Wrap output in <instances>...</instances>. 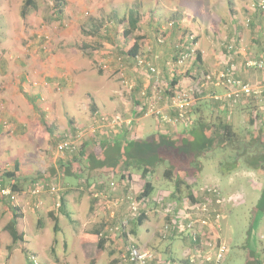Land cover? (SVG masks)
<instances>
[{
  "label": "rangeland",
  "instance_id": "1",
  "mask_svg": "<svg viewBox=\"0 0 264 264\" xmlns=\"http://www.w3.org/2000/svg\"><path fill=\"white\" fill-rule=\"evenodd\" d=\"M22 1L0 0V172H11L14 159H17L24 167L26 165V169H29V166L34 168L31 175L33 179L45 175L50 167L54 166L52 159L56 144L68 140L61 138L60 129L61 125H68V116L73 117L77 123L89 121L88 115L80 114L77 109V103L86 104L87 95L93 97L96 102L94 108L92 102L88 104L89 115L97 112L101 115H120L123 118H126V115L122 113L119 104L110 112L105 111L108 110V104L105 109L104 105L109 103L107 100L109 92H106V87H113L114 83L118 88L115 93L122 89L120 93L126 98L134 100L135 97H139L143 88L136 87L138 80L134 77L138 71L133 72V65L125 59L123 52L118 50L120 45L115 38L116 33H122L127 28L129 11L136 12L139 17L142 29L140 28V32L136 31L135 35L140 37L149 35L151 38L154 33L151 34L147 25H151L153 21L161 22L159 34L154 37L155 43L160 46L164 42L159 44L157 39L164 40V32L171 30L173 23L180 24V32L176 34L179 38L171 47L172 49L176 47L180 40L190 33L197 39V43L192 46L193 53L200 47L209 49L213 44L216 46L208 34L211 36L218 31L223 32L224 37L234 25L241 31L233 37L232 34L231 42L225 44L224 48L231 49L233 48L231 45L237 42L238 48L246 50L244 53H247V46L254 35L251 30L256 33L257 20L259 18L264 20L256 8V2L259 0H63L62 12L59 15L53 12L49 0H35L36 8L31 10L24 20L19 15ZM230 17L234 18L230 20ZM220 20L223 24H220ZM199 26L207 32L200 34ZM221 27L222 31L219 30ZM258 34L264 38V27L261 26ZM200 39H203L201 43ZM131 44V40L125 42V49L128 50ZM263 51L264 48L260 49V52ZM117 57L123 58L121 67L115 60ZM192 60L193 58L186 61L180 69L190 68L189 62ZM103 61L110 62L107 70L99 69V62ZM32 63L38 73L40 66H44V69L61 68L64 75L67 74L72 80L61 86L48 80L40 81V74L31 78L29 76L32 74L30 68ZM110 69H113L112 73ZM250 70L256 76L261 74L258 70ZM213 71L211 72L214 73ZM109 73L111 75H108ZM140 73V78L147 79V74ZM25 76L29 78L26 79ZM111 80L112 84L108 85ZM123 80L133 86L132 91H128L122 83ZM31 97H36V111L39 109L40 112L33 111L36 120L23 131L17 127L14 117L31 115L25 109L26 107L28 109ZM230 111V120L235 129L240 131L246 127L248 114L244 117L243 114L238 115L239 108L235 105L230 106ZM148 117L153 116L142 118L139 125L144 131L153 132V129H150L152 120ZM41 120L48 126L53 125L51 133L44 131ZM87 124L82 129L89 127L91 122ZM183 128L182 124L176 127L178 130ZM84 137L90 139L87 135ZM23 146L27 148L22 152L18 148ZM219 153L218 149L214 150L202 159L203 171L199 179L190 184L191 190L199 202L206 197L202 194L204 188L216 187L222 194L223 215L217 234L228 247L223 264H245L250 251L254 258L264 260V209L259 211L256 209L264 191V171L257 172L250 168L249 164L255 159L250 156L246 161L239 162L240 169L222 173L220 168L225 170L229 165L224 163L219 167L220 161L215 160ZM59 157L54 158V161H58ZM164 167L166 165L156 167L150 176L155 190L158 191L155 194L160 191L161 194H153L155 198H151V203L142 207L146 220L142 227L137 229V235H129L122 240L118 239L117 234L110 233V240L106 239L103 251L97 250L90 233L95 230L104 233L105 225L113 227L126 219L124 231L128 233L132 211L130 208L126 210L127 205L120 202L119 206L114 200L107 201L106 197H103L99 200L102 202L101 206L105 208L89 211L88 198L74 196L72 202L77 215L74 219L70 217V220L61 217L60 223L58 222L60 231L54 233L52 229L54 221L50 213L58 217L61 214L56 207L59 203L56 198L61 193V186L58 190L49 189L47 192L44 189L40 190L36 180H29L18 193L14 194V201L0 196V264H88L94 256L96 264H109L113 259L118 263L122 255L126 254L129 243L153 252L156 257L167 259L170 239L163 238V227L167 224V212L172 211L174 206L167 197L168 193H172L173 186L163 176ZM12 181L13 179L4 177L0 183L8 184ZM114 182L118 180L115 179ZM34 188L38 191L36 195L31 194ZM182 191L185 197L187 191L185 188H182ZM67 192L71 193L72 190ZM41 194L44 198H40V201L32 199ZM64 201L66 202L65 198ZM187 202L189 199L183 200L181 204ZM181 204L173 208V211L176 209L178 214H182ZM9 205L13 206L16 215L20 216L17 223L22 241L15 243L5 229V225L11 219ZM186 205L189 206L188 203ZM112 212L114 219L109 216ZM118 215L122 217L119 220ZM110 219L114 221L112 224L108 222ZM102 221L105 223L99 227ZM171 242L183 246L185 237L181 233H176ZM179 255H175L177 260L182 257Z\"/></svg>",
  "mask_w": 264,
  "mask_h": 264
},
{
  "label": "trees",
  "instance_id": "2",
  "mask_svg": "<svg viewBox=\"0 0 264 264\" xmlns=\"http://www.w3.org/2000/svg\"><path fill=\"white\" fill-rule=\"evenodd\" d=\"M49 1L51 2L53 12L57 15L61 14L64 3L63 0ZM35 8V0H23L19 10L21 19H26L29 12ZM258 10L259 13L264 17V10ZM139 27L140 21L137 13L134 11H129L127 16V28L123 30L122 33H116L115 35V38L119 41V45L123 46L124 48L122 52L125 55V59L127 61L133 62L134 57L138 55L139 41L141 40V37L139 35H135V32L139 29ZM178 27L179 24H172L173 30ZM127 40L132 41L131 47L128 50L124 47ZM257 42L258 41H255V44ZM196 43L197 39L191 36L190 33L180 40V44L173 48L174 56L172 57L171 62V80L167 83H163L159 80L157 83V87L163 90L161 95L162 98H164L162 101H164L166 105L168 104L169 99L174 95V92H177V90L185 88H190L192 90L194 99H192L189 107L187 108L184 119L175 124L184 125L185 129L183 131H175L170 135L157 134L153 138L139 139L135 138V136H131L128 131H124L123 128L117 129L115 132L110 129H105L99 131L96 137L91 138L90 141L85 142V140H83L84 138L81 139V143L79 144L77 152L73 153L72 155L66 154L58 158L57 162L60 166V173L62 174L61 177L69 179L75 178L77 180L78 172L79 175H81V178L84 179H80L81 181L79 182V186L85 190H90V194H93L90 189L91 185L97 181L98 186H100L103 190L104 188L113 190L115 179L130 183V186L132 187L131 190H134L129 193L127 192L121 199H118L117 201H122L121 203L127 205L129 208V200L127 198L133 197L137 207L140 208L138 209L137 214H133L130 211L133 217L129 222L131 226L128 233L122 229L115 232V234H117L116 236H118V239L125 240L129 235L136 236L137 229L145 222L146 215L145 211L142 210V207L144 208V205H149L151 203V195L154 192V186L150 181H148V177L153 174L155 168L158 166L166 165V167H164L163 176L168 179L173 186V191L169 195V200L174 206L172 207V210L177 205L181 204V202L185 199H189V201L192 203L199 202L195 197V194L192 192L190 184L199 179V176L203 171L202 159H204L207 154L213 153L214 150L218 149L220 152L217 155L218 157L220 156V158L217 157L220 159L219 165L222 166L224 163L229 165L225 168V170H223L221 167L220 170H222V172L230 171L233 166H236L239 162H241V160L246 161L248 158H250V156L255 157V159L252 160L253 162L249 164L250 168L257 170V172L264 171V138H262V136L264 137V126L262 118L259 119L257 115L254 117L253 112L248 111L249 114L246 121V127L240 131H237L230 122L223 120L221 116H216V114L213 112V108H211L210 101H214L217 95L214 92L207 91L208 89L210 90V87L214 85L210 82L211 80L205 81L204 79V75H211L212 72L201 73L199 71L196 75L193 74L194 69L198 71L197 69H199V65L201 63L200 51L196 50L194 53H191L192 46ZM231 49L233 50V48ZM237 50L239 54L244 56V52L241 50V48H238V46ZM182 55H189L188 60L191 58L194 60L189 62L190 68L184 69L185 71H182L183 74L178 72L181 70L180 67L182 66H179L176 62ZM263 55L264 51L260 52L259 50L257 56H253V58L251 56L245 58L244 63L248 59H257ZM109 64L110 62L108 61V65ZM230 65L232 64H229L228 66ZM220 70H222V68ZM180 75L187 78L192 77V84L188 87L179 85ZM150 81V90L148 88L149 94L152 93L151 91L153 86L156 84L152 78ZM202 83L207 84L204 87H201ZM225 88L227 91L230 90L226 86ZM251 97L253 96L241 95L236 100H244V98L248 99ZM203 98L207 100L197 105V102L202 101ZM138 105L139 102L136 100L135 109ZM37 111H39V109H37ZM140 113L142 114V112ZM172 114L175 115L176 113L172 112ZM259 121L261 125L260 128H257V122ZM41 125L44 128V131L46 130L48 133L51 131L53 126H48L43 120H41ZM75 134L76 132L72 134V138L75 137ZM63 159L68 160L67 164H61V160ZM226 159L229 162L222 161H227ZM74 166L76 169L74 168L75 170L72 172L71 169ZM56 174L57 173L55 169L52 168L45 175H40V177H38L39 181L37 178L33 179L31 177L26 178V180H36L35 182L37 183V186L40 188V190H58V187L61 186L62 188L64 183L62 184L61 180L57 179ZM4 177L13 179V181L8 184L0 183V186L2 188H9L13 194L18 193V191L24 186L23 181L25 179L20 180V178H18L19 176H17L13 171L0 172V182ZM182 188H185L187 191L185 197H183ZM99 193L106 194L107 192ZM131 193L132 195H130ZM59 195V206L57 209L59 212H61V214L70 220L69 214L64 211L66 203L64 199L61 198L60 193ZM1 198L5 199L6 197ZM259 200L260 201L256 207L258 211L264 209V191L262 192ZM182 205L183 204H181V206ZM8 208L11 213V219L6 224L5 229L8 232L12 242L15 243L16 241H22V234H20L18 231L19 225L17 223V218L20 216L16 215V209L13 206L9 205ZM174 211L176 212L177 210L174 209ZM180 211H183V206L181 207ZM50 214L54 221L52 228L53 232L57 233L59 231L58 220L52 213ZM112 223L113 222L110 224ZM115 225L119 226L120 224ZM170 225H172L171 221L167 220V224L164 226L167 228L164 229L163 227L164 231L162 236L163 238L167 237L168 239L172 240L173 236L168 234ZM105 226L104 233H100L99 230H95L90 233L94 238V245L99 251H103L106 241L110 240V233H108V231L105 229ZM106 227H111V225H107ZM171 228V230H173L174 226ZM187 234L190 236V239L193 242L191 235L189 233ZM55 242L56 240L54 239L53 243ZM196 242L198 243V240ZM129 245L126 248V253L128 251ZM262 262V260L252 256V251H250L247 259L245 260V264H262ZM88 264H96L95 256L88 262ZM109 264H122V262L118 261L117 263V261L113 259L109 262Z\"/></svg>",
  "mask_w": 264,
  "mask_h": 264
},
{
  "label": "crops",
  "instance_id": "3",
  "mask_svg": "<svg viewBox=\"0 0 264 264\" xmlns=\"http://www.w3.org/2000/svg\"><path fill=\"white\" fill-rule=\"evenodd\" d=\"M233 18L230 17V20H232ZM220 24H223V22L221 20H220ZM257 24H258V26L255 27V29H257L256 33L254 32V30H251V32L254 33V35L250 39V43L247 46L248 51H247V53H244V56L239 54L237 47H236L238 45L237 42L235 43L233 41L235 43V45H231L233 47V50L224 48L225 44H229V42H231L230 38H232L235 34L237 35L238 32L241 31L240 28L236 27V25H234L233 29L230 30L231 32L228 31L224 37H223V32L218 33V31L212 33L211 36L208 34L207 36L216 43V46L213 44L212 48H209V49L207 47H203V48L200 47V49H199V51L201 53V63L199 65L200 67H199V69H197L198 71H196L194 69V72H193L194 75H196L197 72H199V71L201 73L202 72H211L213 70H215L213 72H217V71H220L219 70L220 68L223 69L228 64H233V66L235 67L234 74H233L235 78L240 79L245 83H250L252 86L261 88L260 89L261 94H259L258 96H253V97L248 98V99L244 98V100L243 99L234 100L232 98H228L227 97L228 91L225 87H214V86H212V87H210V90L209 89L207 90L208 92L211 91V92L216 93V95H217L215 97L214 101H210V105H211V108H213V112L216 114L217 117L221 116L223 120H226V121L230 122L231 124H232V122L230 120V114H231L230 113L231 112L230 106L234 107V105H235L239 108L238 115L243 114V117H244L245 115L249 114L248 111H250V112L252 111L254 117H255V115H257L259 119L262 118L263 126H264V74L261 73L258 76H256L255 74H252L253 72H250L251 71L250 69H245V67H244V59L245 58L250 57V56L253 58V56H257L259 50L264 48V43L262 44V40L264 41V38H262L261 35L258 34V31L260 30L261 26L264 27V20L259 18V20H257ZM160 25H161L160 21H156V22L153 21V22H151V25H147V27L151 30V34H153V33L154 34H153V36H151V38L149 37V35H145V37L144 36L141 37V40L139 41L138 55L143 56V54H145L143 57H145L147 60L151 61L159 69V73H160V79L159 80L163 83H167L168 81L171 80V77H172V71H171L172 64H171V62H172V57L174 56V54H173L174 51H173L171 45L177 38H179V36L176 34L180 32L181 25L179 24V27L176 28L175 30H173V28H172L171 30L164 32V34H163L164 35V44L161 46L155 43L156 40L154 38L157 36V34H159L158 29L160 28ZM140 28L142 29V27H139V29L137 30L138 32L141 31ZM198 28H200L199 29L200 34L204 32V30H203L204 28L202 29L200 26ZM219 30L222 31V27ZM206 32L207 31H205L204 33H206ZM231 35H232V37H231ZM233 40H235V37L233 38ZM201 41H203V39H200V43H201ZM255 41H258V42L255 44ZM126 42H129V40H127ZM123 49H124L123 46H121V48L119 46V48H118L119 51L121 50L120 52H122ZM242 51L244 52L246 50H242ZM155 55H158V56L156 57ZM124 57H125V55H124ZM35 58L36 57L34 56V59ZM129 62L133 65V62H131V61H129ZM59 64L60 65L62 64L61 61L59 62ZM30 68L32 70V74L29 77L34 78L40 74L41 75L40 81L48 80L50 83H57L58 85L60 84L61 86H64L66 83H70L72 80L67 74L64 75V73H63L64 71L60 70L61 68L59 69V68H53V67H46V69H44V66H40L39 67V73L36 72V69H35L36 67H34V63H32V66ZM112 70L113 69H110L109 71L112 73ZM132 70L135 73L137 72L134 69V67H132ZM182 71H185V70H180L178 72L182 73ZM111 73H109L108 75H111ZM140 74L141 73L138 71L137 75H135V77H134L135 79L137 78V80H138V82L136 83V87L139 89L140 88L147 89V91L149 88V90H150L149 84L151 82L150 81L151 77L148 78V76H147V79L145 77L140 78L141 77ZM132 75H134V74H132ZM25 77H26V79L29 78L27 76H25ZM192 81H193L192 77L187 78V77H184L182 75L179 76V85H181L183 87L190 86L192 84ZM111 82H112V80L107 84L111 85L112 84ZM112 86L113 87H111V86L106 87L107 88L106 92H109L108 97H107L108 98L107 100L109 103H106L104 105V109H105L106 105L108 104V110H105V111L110 112L111 110H113V108H116V105L119 104L122 113H124L126 115L125 119L128 121V124L126 126H124L123 129H124V131H128V133L131 136H133V137L135 136V138H139V139H147V138H153L157 134H159V135H170V134H173L175 131L181 132L185 129V128H183L182 130H178V129H176V127L178 125L172 126L170 124L158 121L154 117H148V118H151V120H152V125L150 126V129H153V132L144 131L143 127L140 126L139 124H140V120L142 118H147V116L142 115L140 113L141 110H140L139 106H136V109H135L136 97H135V100H132V98L131 99L126 98L125 96H123L120 93V92H122V89L119 90L120 94L115 93L116 91H118V88H116V84H114V83ZM77 90H78V87H77ZM112 92H113V95H112ZM36 97H33V98L31 97V99H30L31 101H29L30 105L28 106V109L26 106H24V107H26L25 108L26 111L30 112L31 115L18 117V118L14 117V121L17 123V127L20 130L24 131L25 129H28L29 126L36 120L35 119L36 114L34 112H37V113L40 112V111H36V102H35ZM86 98H87L86 104L81 105L82 104L81 102L77 103V109H78L80 114L85 115V116L88 115L89 121L87 123H90L92 120V115H89L90 110H88L89 109L88 104L90 102H92L93 103L92 107L94 108V106H96V102L94 101L93 97H91L90 95H87ZM163 98H162V100H163ZM162 100L158 101L159 106H161L163 109H165V111L170 112L169 113L170 115H173L172 112L167 108V105ZM206 100H205V98H203L202 101L197 102L198 103L197 105H199L200 103H203ZM212 105H214L215 107ZM247 119H248V117H247ZM38 123H39V120H38ZM87 123H77L76 120L69 115L68 116V125H61L60 126V129L62 130L61 131L62 132L61 138L62 139L72 138L73 137L72 134L77 132V130H83L82 128H84V126L88 125ZM260 125H261L260 121L257 122V128H260ZM17 127H16V129H17ZM40 127H41V125H40ZM262 138H264V137L262 136ZM90 139H86L84 137L83 140H85V142H86V141H89ZM26 148H27V146H23L22 148H18V149L23 152V151H25ZM54 158H57V157L54 156L53 159L51 158L53 160L54 166H51L50 168L55 169V171L57 173L56 174L57 179L61 180L62 184L64 183L62 185V188H61L62 190H61L60 194H61V198L66 199V202H65L66 206L64 207V211L69 214L71 219H74L75 216L77 215L76 207L73 204L74 202H72V200H73L72 198L74 196H82V199L84 197H87L88 198L87 209L89 211H93L96 209L100 210V209L105 208V207L101 206L102 202L100 201L101 199H103V197H106L105 199H107V201H109L108 199L114 200L120 206L122 204V203L120 204V202H122V201L118 202L117 200L121 199L127 192L129 193V192L134 190V189L131 190L132 187L130 186V183L123 182V181L114 182L115 187L113 190H110L109 188H104V190H103L100 186H98V183H97L98 181H97L96 183H93L90 187V189L93 193L90 196V193L88 192L90 190L87 191L84 188L79 186V182L81 181L80 179H83V178H81V175H79L78 172H77V174H78L77 180L75 178H70V179L74 180L73 182L69 178L61 177L62 174L60 173V166H59L57 161H54ZM218 158H220V156ZM218 158L216 157L215 160L220 161V159H218ZM67 159L61 160V164H64V163L67 164V162H68ZM239 165H240V163H238L236 166H233L230 171L240 169ZM219 167H220V165H219ZM74 168L76 169V167L74 166L71 169L72 172H74V170H75ZM12 171L15 172L17 176H19L18 178H20V180L25 179L23 181V184L25 185L28 181V180H26V178L31 177V175L34 172V168L32 166H29V169H26V165L24 167L21 161L18 162L17 159H14L13 169L11 170V172ZM45 171H44V173H45ZM222 173H227V171L222 172ZM148 181H150L154 186V193H152V195H151V198L153 199V198H155L153 196L157 195V194H161V191L159 193L155 194V192H158V191L155 190V185H154L153 181H151L150 176L148 177ZM76 184H77V187H75V186L73 187V185H76ZM70 189L72 190V192L68 193L67 190H70ZM95 189L103 190L104 192L107 190L106 191L107 193L103 195V194L97 192ZM43 194H44V192H43ZM170 194L171 193H168V195H167L168 199L170 197L169 196ZM130 195H132V193ZM59 196H57V198H56L57 201H59V199H58ZM40 198H44V195L41 194V195H38L37 197H34L32 199H34L35 201L36 200L40 201L39 200ZM44 201L47 202L46 200H44ZM40 204H41V202H40ZM222 209H223V206H222ZM126 210H128V207ZM85 215H86V212L83 214L82 221H84ZM166 215H167L166 216L167 220L170 219V221L172 223V225L169 226L170 230H169L168 234L170 236H173L176 233H181L182 236L185 237V243L183 246H181L176 242L172 243L171 242L172 240H170L169 241L170 246L168 247L167 253H166L167 259H162L161 257L157 256V258H158L157 262L154 261L151 264H188L187 260H186L188 258V256H191L194 253V249L197 245H202L205 243V241L207 240V236L204 233H200V236L197 239L198 243L197 242L195 243L194 241L192 242V240L190 239V236L187 234L188 232L184 228L185 227V220L183 219V216H180V214H178L177 211L175 212L173 210L168 211ZM54 216L57 218L59 223L61 221V217L65 218V216L63 214H60L59 217L56 215H54ZM109 216H110V218L114 219L113 212ZM81 217H82V215H81ZM119 218H122V217L118 215L117 219L119 220ZM108 222L111 223L114 221L110 219V220H108ZM103 223H105V222L102 221L100 223L101 225H98V226L102 227ZM172 226H174V229H175V230L173 229L174 232H173V230H171ZM171 231H172V233H171ZM175 255L176 256L177 255L182 256L180 258L181 260L180 259L177 260ZM262 261L264 262V260H262ZM223 262L221 264H223ZM263 262H262V264H263Z\"/></svg>",
  "mask_w": 264,
  "mask_h": 264
},
{
  "label": "built area",
  "instance_id": "4",
  "mask_svg": "<svg viewBox=\"0 0 264 264\" xmlns=\"http://www.w3.org/2000/svg\"><path fill=\"white\" fill-rule=\"evenodd\" d=\"M256 8L264 10V1H257ZM158 43H162L163 40L157 39ZM193 53V50H191ZM189 55H182L176 61L179 66L188 60ZM117 64L121 67L123 61L122 57H117ZM229 65V64H228ZM224 67L218 72H214L211 75H204L205 81H210L214 87H228L230 90L227 92V97L234 100L238 99L241 95L258 96L261 94V88L252 86L249 83L242 82L240 79L234 77L233 73L235 67L232 65ZM244 66L247 69H255L264 74V55L257 59H248L245 61ZM109 67L108 61L99 62L100 70H107ZM133 67L136 71L144 72L151 77L156 83L153 86L152 93L149 94L147 89H143L139 93V97L136 100L139 102V108L143 115L153 116L158 121L175 125L179 121L184 119L187 108L189 107L193 98L192 90L179 89L174 92V95L169 99L167 108L171 112L176 114L170 115V112L165 111L159 106L158 101L162 100V91L157 87V83L160 79L159 70L151 61L147 60L141 55H137L133 59ZM128 91H132V85L127 81H122ZM207 83H202L201 87H204ZM130 123V122H129ZM128 124V121L120 115H101L95 112L92 115L91 124L89 127L83 130H77L75 137L66 141L56 144L54 149V156H64V154H73L77 152L81 139L84 136L94 138L99 131L110 129L114 132L117 129H121ZM55 189H51L54 191ZM38 191L36 189L31 191L32 195H36ZM202 194L206 197L203 201L192 203L187 202L189 206L183 203V216L185 220V229L191 235L194 242L200 236V233H204L207 236V240L202 245H197L194 249V253L188 256L186 259L188 264H221L224 260L228 247L224 241H222L217 231L220 228V220L222 219V206L223 197L221 192L216 187L202 189ZM0 196L6 197L11 201L15 200V195L9 188H2L0 186ZM129 201V208L133 214H137L138 207L133 197L127 198ZM59 203L56 204V207ZM127 225V221H123L119 226L113 228L107 227L108 233H115L118 230L124 228ZM167 227H164L166 229ZM157 260L156 255L149 251L143 250L137 245L130 243L128 251L125 255H122L120 261L122 264H149ZM264 264V262H263Z\"/></svg>",
  "mask_w": 264,
  "mask_h": 264
}]
</instances>
